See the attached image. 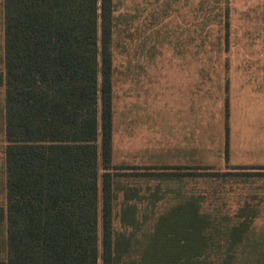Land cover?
I'll list each match as a JSON object with an SVG mask.
<instances>
[{"label":"trees","instance_id":"obj_1","mask_svg":"<svg viewBox=\"0 0 264 264\" xmlns=\"http://www.w3.org/2000/svg\"><path fill=\"white\" fill-rule=\"evenodd\" d=\"M1 7L0 264H203L206 250L191 246L236 249L252 223L227 222L214 240V208L202 205L205 196L195 199L200 182L142 218L161 187L141 210V188L125 180L155 176L180 190L184 177L200 174L195 168L128 174L111 164L113 0H1Z\"/></svg>","mask_w":264,"mask_h":264},{"label":"rangeland","instance_id":"obj_2","mask_svg":"<svg viewBox=\"0 0 264 264\" xmlns=\"http://www.w3.org/2000/svg\"><path fill=\"white\" fill-rule=\"evenodd\" d=\"M135 2L113 0L111 164L128 174L195 168L200 174L184 177L180 190H169L155 176L144 182L125 176L141 188V210L150 191L161 187L159 201L140 216L198 181L195 199L205 196L202 205L214 208L212 228L220 227L214 230L219 237L225 216L254 220L245 254L230 242L218 253L215 247L190 250H206L203 264H220L222 257L227 263L221 264H264V0H157L148 13H126L127 7L138 9L129 5ZM1 10L0 0V41ZM175 166L179 170L169 169ZM97 168L100 240V155ZM2 178L0 164V204Z\"/></svg>","mask_w":264,"mask_h":264},{"label":"crops","instance_id":"obj_3","mask_svg":"<svg viewBox=\"0 0 264 264\" xmlns=\"http://www.w3.org/2000/svg\"><path fill=\"white\" fill-rule=\"evenodd\" d=\"M156 3H157V0H136L135 3H130L129 5H136V7H138V9L136 8V10H134V9H130L129 7H127L125 12L126 13H132V12L137 11L138 13H148L151 10V8L154 7L153 5ZM160 7H161V5H160ZM225 219H226V222H251V223H253V220H254V218H248V217H227ZM251 227H252V224L249 227V229L246 231V233L241 236L242 239L238 240V242H237L239 246L241 245V249L244 247V249H243L244 254L246 253L244 241H245V239H247L249 231L252 229ZM219 228L220 227L217 226V229H219ZM214 237L219 238V233H216V235H214ZM220 237H221V235H220ZM252 244H255V243L252 242Z\"/></svg>","mask_w":264,"mask_h":264}]
</instances>
